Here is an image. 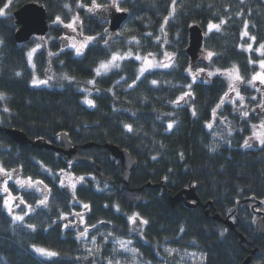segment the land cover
Returning <instances> with one entry per match:
<instances>
[{"label": "trees", "instance_id": "obj_1", "mask_svg": "<svg viewBox=\"0 0 264 264\" xmlns=\"http://www.w3.org/2000/svg\"><path fill=\"white\" fill-rule=\"evenodd\" d=\"M82 2L85 7L77 6L79 0H0L5 12L0 16V93L5 97L0 100V166L12 173V179L7 180L8 193L3 191L0 174V264L92 263L84 255L79 230L64 228L62 218L71 216L74 207L58 186L63 173L73 177L70 181L77 200L89 205V222L97 231L89 239L96 238L98 232L108 234L111 240L128 238V219L136 215L140 221H148L139 230L141 238L133 243L142 262L164 264L162 257L168 249L175 253L169 264H178L179 255L191 253L195 264H244L251 256L250 264H264V239L255 228L253 202L239 206L235 231L214 219L232 215L239 201L264 202V145L257 149L244 146L257 119L254 115L242 117L227 101L229 87L222 76L235 66L247 83L258 70L264 59L256 51L264 44V0H176L173 15L172 0H118L129 16L123 36L113 43L105 40L107 23L87 11L91 0ZM110 2L97 0L104 7ZM28 3L45 7L51 29L44 41L20 45L15 40L18 28L11 12ZM57 16L62 23L53 26ZM76 16L79 21L75 26L83 39L95 37L81 55L62 45L65 25ZM221 20L225 22L220 31L209 32V23L220 24ZM193 25L206 35L202 53L207 55L206 62L193 64L185 53ZM37 42L41 46L29 62L28 48ZM249 44L251 51L247 50ZM118 50L134 55L151 53L160 59L168 53L172 61L170 67L140 77L137 60L130 58L120 68L97 76L100 63ZM209 51L214 53L211 58ZM198 69L213 71L215 76L194 81ZM51 74L62 84H33L34 78L47 81ZM241 91L250 108L261 104L259 99H251L254 90L248 85ZM189 92L191 96L175 103ZM86 99L94 106L85 103ZM5 129L56 146L60 134L66 133L80 155L95 165L67 163L53 151L20 145ZM87 144L93 146L83 149ZM106 144L127 150L137 161L126 189H120L122 164L113 161ZM99 174L113 179L114 186L102 183ZM28 178L43 182L39 187L48 191L46 206L39 203L45 199L40 188L37 191L16 183ZM90 180L100 182L101 193ZM190 184L196 188L200 204L190 208L180 202L173 207L171 197ZM107 187L116 191L105 193ZM9 193L25 200V204L13 201L21 208L12 215L4 206ZM14 215L24 220L14 221ZM98 241L104 246L103 257H109L111 243L102 238ZM34 246L59 255L42 259Z\"/></svg>", "mask_w": 264, "mask_h": 264}, {"label": "water", "instance_id": "obj_2", "mask_svg": "<svg viewBox=\"0 0 264 264\" xmlns=\"http://www.w3.org/2000/svg\"><path fill=\"white\" fill-rule=\"evenodd\" d=\"M128 16L129 15L126 11L118 12L115 8L110 9L109 28L112 34H115L122 29V26L128 20ZM13 18L15 20V25L18 28L15 33V40L18 44H26L34 38L40 41H44V39L50 32L51 25L48 19V13L44 6H41L37 3L25 4L13 13ZM205 38L206 35L203 29L200 28V26L193 25L189 28V40L185 53L190 57L192 63H196L202 55ZM5 133L12 139V141L20 145H31L32 147L37 149L53 151L62 159H64V161H66L67 163H84L91 167H94L95 165L93 160L84 158L80 155L78 147L71 142L69 136L66 133L60 134L59 146L50 144L46 140L41 139L31 141L25 133L18 130L5 129ZM253 145L255 148H258L259 146L257 142H253ZM92 146V144H87L84 145L82 148L87 149ZM105 147L111 152L113 161L120 162L122 164L123 175L120 177V182L125 187H128L131 180L132 172L137 166L136 159H134L133 156L127 150L120 149L119 147L113 144H106ZM99 178L102 182L106 184L114 185V181L111 178H107L102 174H99ZM148 187L151 188L152 184H148ZM64 192L69 195L72 199H74L73 194L68 188H65ZM171 202L173 204V207H175L176 204L180 202H184L188 204V207L195 208L200 204V199L196 193V188L193 187L192 184H190L187 189L183 190L175 196H172ZM251 202L254 203V210L257 206L259 207L262 205V202L253 199L239 201L237 202L236 207L234 209V213L232 215H229L226 219H222L219 215H216L214 216V219L218 222H222L230 230L235 231L236 223L234 219L237 218V211L239 206L241 204ZM255 214L258 216V219L255 222V228L258 231L259 235L264 239V212H256ZM240 238L242 241H245L242 235H240ZM255 252L256 251H254L253 255L255 254ZM251 260L252 256L248 257L244 264H250Z\"/></svg>", "mask_w": 264, "mask_h": 264}, {"label": "rangeland", "instance_id": "obj_3", "mask_svg": "<svg viewBox=\"0 0 264 264\" xmlns=\"http://www.w3.org/2000/svg\"><path fill=\"white\" fill-rule=\"evenodd\" d=\"M79 4H83L82 0H79ZM119 4V3H118ZM120 7V5H119ZM11 7L8 6L7 10H9ZM113 8L111 6V2L110 4H108L106 7L102 8V9H97L93 12L94 16L95 17H98V18H102L108 25V32H106V34L104 35L105 36V40H110L111 43H113L114 41H116L117 39L119 40L120 37L123 36V32H124V29L122 30H119V33L117 35H112L109 31V14H110V9ZM121 8V7H120ZM6 10V11H7ZM125 10V9H124ZM13 13L14 12H11V15L13 16ZM59 23L58 22H55L53 23V26H57ZM76 27V26H75ZM122 28H124V26H122ZM66 35H64L62 37V45H64L65 48H68V49H75L72 45L73 43L76 44L77 47H79L80 43L84 42V39H83V36H82V33H81V30L79 27H76V31H73L72 29L70 28H66V31H65ZM39 41V40H38ZM90 42H88L89 44ZM41 46V43L40 42H37V43H34L33 45L29 46L28 50L30 52H32L33 49H36L35 52H33L32 54V60L31 62L33 61V58H34V55L35 53L37 52V50L40 48ZM130 51H122V50H118L116 53H120V54H124V53H128ZM29 53V52H28ZM139 55L142 59L141 60H137L138 62V75L140 77H143L145 74H147L148 72H151V71H154V70H158V69H163L164 67H155L154 65L155 64H160V63H168L170 64V62L172 61V55H169L171 57V59H169V56H164L163 58H158V56L156 55H151L149 56V54H146V55H143L141 54L140 52H138ZM133 54V53H132ZM136 55H132V57L130 58H135ZM144 57H147V60H148V64H145L144 63V60L143 58ZM130 58H127L128 60ZM111 59V58H110ZM109 59V60H110ZM108 60V61H109ZM124 60L126 59H123V60H120V61H117V63L120 64V67L122 66V63L124 62ZM202 60H205V62L207 61V55L205 54H202L201 55V59H200V62ZM107 61V62H108ZM149 65H152V66H149ZM119 67V68H120ZM141 67H145L147 70L143 73V75L140 74V69ZM118 68H112L110 71H108L107 73L111 72L112 70H116ZM200 69L196 70L194 72V81L196 80H200V79H203V80H206L208 79L209 77H214L215 76V72L213 71H210L211 73H214L213 75H209V73H205V72H200L199 71ZM232 70V69H231ZM230 71V70H228ZM239 71V70H238ZM262 70L260 69V67L258 68V70L255 72V74L257 72H261ZM227 72V71H226ZM103 73V72H102ZM225 73V72H224ZM224 73H222V76L225 78V80L227 81L228 85H229V80L228 78L224 75ZM217 74V73H216ZM239 74L240 76L242 77L240 71H239ZM51 79H48L47 80V83L46 84H40V85H37V86H44V87H49V86H59L60 84H62V80H60L59 78H57L54 74H51L50 75ZM37 80V79H36ZM53 81V85H52V82ZM237 83V86L239 88V91H240V94L242 95V88L243 86L245 85H248L251 89L254 90V93L251 97H256V99H259L261 103H264V86H261L259 84V81H256V87L260 88L261 90L260 91H256L254 87H252L250 84L248 83H245L244 81L243 82H236ZM243 96V95H242ZM227 101L231 104H234L235 108H240V101L237 99L236 97V94L235 92H230L229 91V94L227 96ZM232 101H235V103H232ZM249 100L247 99H244L243 101V104L245 105V107L243 108H240V112H243V111H247L249 113L248 117L251 116V115H254L257 119V122L256 123H253L252 125H259L261 121H264V109H261V107H255V108H250V104L248 102ZM252 101V100H251ZM255 101V100H254ZM260 105V104H259ZM246 117V118H248ZM245 118V117H244ZM258 131H264V129H258ZM252 134L250 137H252L253 135V130H251ZM252 141H255L258 143L259 147H262L263 145H261L257 140L255 139H251V142ZM250 142V144H251ZM60 181H59V187L62 188V187H67V188H70L71 190H74L72 185V180L70 181L71 177L69 175V173H63V174H60ZM2 185L4 186V182L5 180L7 179L5 176L3 177L2 176ZM61 182H63V186H61ZM2 185L1 188L3 187ZM27 186V185H25ZM40 185H37L36 187L39 189ZM20 187V186H19ZM40 193L41 195L45 198L47 196V192L45 189H41L40 188ZM2 195H4V192L2 191L1 192ZM15 205V206H13ZM18 204L16 202H12V208H13V213L12 214H15L19 211V209L21 208L20 205L17 206ZM260 210H262L264 212V206L263 208H261ZM132 217H136V215H132L130 218ZM65 221V219H64ZM133 222L132 220L130 219V223H129V226H130V233H129V236L128 238L126 239H115V240H111L109 238V235L106 234V233H103V232H99L97 234V237L96 238H92V239H86L83 241V250H84V255L87 259H91L92 260V263L90 264H108L109 260H112L113 261V264H115V261H119L120 264H133V261L135 262V264H150L149 262L145 261V262H142L140 260V256L138 254V251L136 250V253L135 255L132 253V252H125L121 249V244H120V241H125V242H129L128 243V248L130 249H135L133 247V243L135 241V239L137 238H141V233L140 231H133L132 230V226H133ZM101 235V236H100ZM100 236V237H99ZM102 238L103 239V242L105 243H108L110 242V247H107V250H108V255L109 257L105 258L103 257V251H104V246H102L101 243H99V239ZM93 239L95 240V244H93ZM86 249H92V255H89V253L86 251ZM171 251V254H169L168 251H164V255L162 257V259H164V264H169V260L172 261V256L175 254L174 251L170 250ZM192 254V253H191ZM38 256L42 259H51L49 257H45V256H42L38 253ZM196 257L195 255H179L178 259H177V263L178 264H195L196 263Z\"/></svg>", "mask_w": 264, "mask_h": 264}, {"label": "snow or ice", "instance_id": "obj_4", "mask_svg": "<svg viewBox=\"0 0 264 264\" xmlns=\"http://www.w3.org/2000/svg\"><path fill=\"white\" fill-rule=\"evenodd\" d=\"M9 3H11V0H9ZM172 5H173V7H172V13H170V15H173L175 13V11H176V7H175L176 0H172ZM77 6L78 7H85V5H83V4H78ZM111 6L112 7H115L116 8V11H118V12L119 11H125L124 9H122V8L119 7L118 0H111ZM4 7L7 8L8 7V4H6ZM64 7L65 8H68L69 5L65 4ZM102 8H104V6L101 5V4H99V3H97V0H91V6L87 8V11L88 12H94L95 10L102 9ZM4 14H5L4 9H0V16H2ZM78 21H79V16H76V17L73 18L72 22L69 23V24H66L65 27H68V28L72 29L73 31H76L75 25L77 24ZM56 22H61L62 23V21H61V19H60L59 16L56 17ZM166 22H167V20H165V23ZM224 22L225 21L221 20V23L220 24L209 23V25H208L209 32L212 31L213 29H215L216 31H220L221 24H223ZM149 35H151V34L149 33ZM244 35H248V33L245 32ZM249 38L252 41H255V37H249ZM93 39H95V37H85L84 42L80 43L79 47H77L76 44L73 43L72 46L74 48H76L77 55H81L82 54V50L85 47H87L88 42L91 41V40H93ZM247 50H249V51L252 50V44H249L248 45V49ZM35 51H36V49H33L32 52H29L28 53L29 62H31V60H32V54ZM256 51L259 52V54L261 56H264V44H261ZM50 55H51V53H50ZM132 55H133L132 52H128V53H124V54L114 53L112 55L111 59L108 62H101L100 63L99 67L96 69V75L99 76V75L102 74V72L103 73H107L112 68H119L120 67V64L117 63V61L130 58V57H132ZM151 55L152 54L149 53V56H151ZM213 55H214L213 52H211V51L208 52V57L209 58H211ZM165 56H169V54L168 53H165ZM135 59L141 60L142 58L139 55H136L135 56ZM169 59H171L170 56H169ZM143 60H144V63L145 64H148L149 63L148 60H147V57H144ZM251 62L252 61H250V63ZM149 66H152V65H149ZM154 66L155 67H164V68L170 67V65L167 64V63L155 64ZM259 67H260V69L262 71L261 72H257L256 74H254L252 76L251 80L247 81V83L250 84L252 87H254L256 91H260L261 90L260 88L256 87V83H255L256 81H259V84L261 86H264V59H262V60L259 61ZM146 70L147 69L145 67H141L140 74L143 75V73ZM189 71L191 72L190 69H189ZM199 71L200 72H203L204 69H200ZM213 74L214 73H211V72L209 73L210 76L213 75ZM17 75H20V73H17ZM224 75L229 80V85H228L229 91L230 92H235L237 99L241 102L240 103V108L245 107V105L243 104V101H244L245 98H244V96H242L240 94L239 88H238L237 83H236V82H243V77L240 76L238 69L235 66H233V69L230 70V71L225 72ZM65 78L67 79V77H65ZM49 79H51V77H49ZM46 83H47L46 80H36L35 78L33 79V84L34 85H40V84H46ZM89 83H95V81H89ZM156 83H157V81H155V80L152 81V84L153 85H155ZM189 87H191V86L189 85ZM185 96H191V93L190 92L189 93H185L184 95H182L181 97H179V99L177 101H175V103L176 104H179L180 101H182V100L185 99ZM227 96H228V93H225V97H227ZM4 98H5L4 97V94L3 93H0V100H3ZM251 99L255 100L256 97L253 96V97H251ZM223 102L224 101H223V98H222L221 103H223ZM85 103H87L89 106H94L93 101H91V100H87L86 99L85 100ZM232 103H235V101H232ZM217 107H219V105ZM259 107H261V109H264V103H261L259 105ZM240 108H237L236 110L237 111H240ZM4 111L7 112V111H9V109L8 108H5ZM193 115H195V112H193ZM241 115H242V117H245L246 118V117H248L249 113L247 111H243V112H241ZM172 126L173 125L170 123L168 125V128L171 129ZM125 127L127 128V130L129 132H132L133 131V129H132V127L130 125H126ZM208 127L211 128L212 125L209 124ZM258 129H264V121H261L259 125H252L253 135H252V137H249L248 140H245L244 141V146L245 147H250L251 146L250 143H249V140H251V139H255L261 145H264V131H258ZM0 174H2L3 176H5L7 178L5 180V182H4L3 191L5 193H8L9 192V189H8V186H7V180L12 179V173L5 171V169L2 166H0ZM80 180L82 181L83 180V177H81ZM16 183L18 185H20L21 187H24L25 185H27L28 188H35L38 191L39 189L36 186L42 184L43 182L42 181H35V182H33L31 180V178H28V180H26V181L17 180ZM61 186H63V182H61ZM72 187L75 188V185H72ZM15 200H19V204H25V200L23 198L13 197L9 193L8 199H6L4 201V206H5V208H7L9 215H12V213H13L12 202L15 201ZM39 203L41 205H45L46 206L47 205V197H45V199L40 200ZM19 204L17 206H19ZM26 207H28L30 209L31 208V205H26ZM83 207L85 209H87V208H89V205L84 204ZM64 219H67V217H64ZM130 219L132 220L133 223H135L136 217H132ZM13 220L14 221H23L24 220V217L23 216H20V215H14L13 216ZM141 223L147 224L148 221L143 220V221H141ZM27 226L29 228H32L33 230L35 229V226L34 225H27ZM65 227H67V225H65ZM87 234H88V229L85 228L84 231L80 232L78 239L79 238H86L87 237ZM92 242H93V244H95V240L94 239H93ZM128 243H130V241L129 242L120 241L121 249L123 251H125V252H132L135 255L136 250L135 249L128 248V246H127ZM34 250L37 253H39L40 255L45 256V257H49V258L55 257V256H58L59 255L55 251H51L49 249H45V248H41V247H35L34 246ZM86 251L89 253V255H92V251H93L92 249H86ZM165 251H168L169 254H171V251L170 250L165 249ZM189 255H195V254L192 253V254H189ZM108 264H113V261L112 260H109ZM115 264H120V262L117 260V261H115ZM133 264H135L134 261H133Z\"/></svg>", "mask_w": 264, "mask_h": 264}, {"label": "flooded vegetation", "instance_id": "obj_5", "mask_svg": "<svg viewBox=\"0 0 264 264\" xmlns=\"http://www.w3.org/2000/svg\"><path fill=\"white\" fill-rule=\"evenodd\" d=\"M56 141H57V144L59 146V140H56ZM90 181H92L93 184H95V186H97V188H96V190L98 189L97 192L98 193H101V191L103 189L99 186V183L100 182L95 181V180H90ZM58 186H59V184H58ZM110 186H114V185H110ZM65 188H67V187H62V188H60V190H61L62 193H64L65 195H67L64 192V189ZM122 188H125L126 189L127 187L123 186V184H122V187L120 189H122ZM68 189L70 190V192L74 196V199H72L69 195H67L69 198H71V201L73 202L72 204H73L74 209L72 211V215L71 216H64V217H67V219H65V221H64V217L62 218V221L64 223V226L67 225V227H64V228H66V229H72V230H76V231L79 230L78 232H82V231H84L85 228H87L88 229L87 237L86 238H81V240L84 241L86 239H89L90 234L92 232H95L96 231L95 230L96 227H92V225L89 222V218H90V215H91L90 208L85 209L83 207L84 203L79 202L77 200V197H76V188H73L74 190H71L70 188H68ZM104 190H106L105 193H111V192L116 191V189H111V187H107ZM253 206H254V204H253ZM253 206L251 208H252V211H253L254 214L256 212H263L260 209L263 208L264 202H262V205L261 206H259V207L257 206L255 210L253 209ZM255 217H256V219H258V216L256 214H255ZM129 223H130V218L128 219V224ZM144 225L145 224L141 223V221L138 218V216H136V221H135V223L132 226V230L136 232V231L140 230L141 228H143Z\"/></svg>", "mask_w": 264, "mask_h": 264}, {"label": "bare ground", "instance_id": "obj_6", "mask_svg": "<svg viewBox=\"0 0 264 264\" xmlns=\"http://www.w3.org/2000/svg\"><path fill=\"white\" fill-rule=\"evenodd\" d=\"M21 45V44H20Z\"/></svg>", "mask_w": 264, "mask_h": 264}]
</instances>
